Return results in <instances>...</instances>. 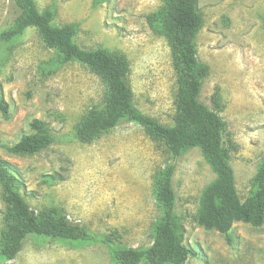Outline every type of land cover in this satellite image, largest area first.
Masks as SVG:
<instances>
[{"label": "rangeland", "instance_id": "1", "mask_svg": "<svg viewBox=\"0 0 264 264\" xmlns=\"http://www.w3.org/2000/svg\"><path fill=\"white\" fill-rule=\"evenodd\" d=\"M53 24L74 26L84 50L104 49L123 56L130 69L134 104L144 115L172 127L177 112L178 74L167 39L147 20L162 7L159 0H35ZM199 62L208 69L200 101L226 123L224 143L242 200L264 165V0H199ZM17 11L0 0V34ZM106 87L79 62L61 63L35 28L18 39L0 40V160L24 185L22 197L40 213L58 209L87 230L94 241L75 242L29 236L14 260L0 264H114L119 248H149L161 211L154 196L158 173L174 164L176 214L183 244L197 257L185 264H264V224L236 223L229 239L198 223L201 195L216 180L199 148L173 160L161 142L138 124L122 122L92 143H82L77 128L90 109L103 104ZM218 92L219 107L212 97ZM44 123L52 144L28 156L7 148ZM9 207L0 186V235ZM117 235L110 246L102 238ZM140 264H147L142 262Z\"/></svg>", "mask_w": 264, "mask_h": 264}, {"label": "trees", "instance_id": "2", "mask_svg": "<svg viewBox=\"0 0 264 264\" xmlns=\"http://www.w3.org/2000/svg\"><path fill=\"white\" fill-rule=\"evenodd\" d=\"M17 11L12 25L0 34L6 43L21 37L28 28H35L45 46L57 52L61 63L79 62L99 76L106 91L103 104L89 110L77 128L82 143H92L122 122L138 124L155 141L168 149L173 160L190 148H199L216 180L202 192L198 223L207 231L225 235L236 223L260 227L264 224V165L253 179L251 191L245 200L238 195L234 172L230 166L231 151L224 143L226 123L200 101L208 69L198 59L197 38L201 30L199 0H159L162 7L147 17L148 23L168 41L172 63L178 74L177 112L172 127L144 115L134 104L130 83V69L121 55L104 49L84 50L76 43L74 26L53 24L52 12L41 13L35 0H10ZM219 107L218 92L212 97ZM0 111L6 116L7 104L0 101ZM34 131L7 150L13 155H35L52 144L47 126L39 120L31 124ZM174 164L167 165L155 178L154 196L161 211L152 245L147 249L119 248L113 251L114 264H185L197 257L195 250L183 244V227L176 214L177 196L173 187ZM0 186L9 207L8 224L0 235V257L14 260L23 250L25 240L31 236H45L75 242L94 241L79 224L68 220L58 209L36 213L24 200V188L19 177L6 161L0 160ZM116 234L102 238L112 245Z\"/></svg>", "mask_w": 264, "mask_h": 264}]
</instances>
